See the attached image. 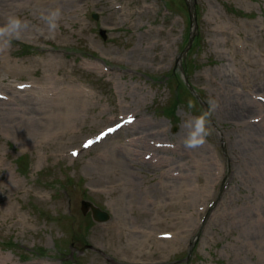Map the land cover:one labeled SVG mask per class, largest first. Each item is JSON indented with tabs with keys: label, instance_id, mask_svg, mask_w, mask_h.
Returning a JSON list of instances; mask_svg holds the SVG:
<instances>
[{
	"label": "rangeland",
	"instance_id": "rangeland-1",
	"mask_svg": "<svg viewBox=\"0 0 264 264\" xmlns=\"http://www.w3.org/2000/svg\"><path fill=\"white\" fill-rule=\"evenodd\" d=\"M14 1L5 8L0 0V264H264V222L255 214L264 217L262 167L250 162L264 145V125L248 134L232 121L234 102L252 99L253 86L263 93L264 0H190L193 23L182 0ZM190 33L199 42L182 57ZM58 94L76 108L63 136L42 134L37 122L13 124L28 112L49 118L56 103L42 97ZM123 106L143 123L82 149L131 115ZM138 134L173 147L165 152L152 141L144 149L130 142ZM144 151L177 166L192 154L215 158L211 196L179 199L169 186L183 178L167 181L176 164L157 166ZM131 153L145 165L129 168ZM84 200L110 220L95 222L89 208L84 215ZM117 220L127 224L125 234L110 229ZM133 226L147 243L127 245Z\"/></svg>",
	"mask_w": 264,
	"mask_h": 264
},
{
	"label": "bare ground",
	"instance_id": "bare-ground-1",
	"mask_svg": "<svg viewBox=\"0 0 264 264\" xmlns=\"http://www.w3.org/2000/svg\"><path fill=\"white\" fill-rule=\"evenodd\" d=\"M3 2L4 7L6 8L9 7V5H13V3H15L14 0H1ZM13 2V3H12ZM4 7L2 8L4 12H8L9 8L6 9V11L4 10ZM253 88H255V86H253L250 89V93L252 96V99H250L249 101H236L234 102L233 106H232V113L233 114V118L232 121L234 122V125L237 128L242 129L243 131H245L244 133H252L250 130L251 129H256L255 127H258V123H260L262 121V125H264V103L261 104L260 102H258L259 100L257 99L256 95L260 94L261 96H264V85L263 86H258V90L263 91V93H259V92H255L253 94ZM64 92H66V90H64ZM54 95V94H53ZM73 95V94H72ZM65 94H58L57 97L52 98L51 100H47L44 97H42V99L44 100V102H53L56 103V105L52 106V113L51 116L49 118L44 117L41 114L36 115L35 113L32 112H28L24 115L19 116V118L17 120L13 121V124L15 125H20L22 123H26V122H37L39 125H41V129L39 131L42 132V134H47V133H52V132H56V133H60L62 136L65 134V129L67 127L70 126L71 120L72 118L75 116L76 114V108H74V104H71L70 106H68L67 104L63 103H69V98L65 97ZM263 98V97H260ZM75 102V101H73ZM41 106V109L43 107H46V104H41L39 105ZM76 106V105H75ZM77 107V106H76ZM128 107V108H127ZM123 106L121 107L122 110H131L132 112H128L129 114H131V116L127 117V118H133V120L138 118V113L135 112L134 107H130V106ZM33 109V108H32ZM36 109V108H35ZM36 112V111H35ZM38 113V112H36ZM251 113H255L254 115H250ZM30 115V117H29ZM143 123V120H136L133 123L135 124H129L127 126H125L124 128L122 127L123 130H127L129 127H136L138 123ZM135 130V129H134ZM149 134V133H146ZM151 136L155 135V136H159L161 133L160 132H151L150 133ZM137 136H139V138H135L132 139L130 142L133 143H137L140 142L142 144V148L144 149H149V148H154V145H150L153 144L152 141H154V143L157 145V143H161L162 141H160L159 139H154L151 138L150 143L146 142L144 139H146V137H148L149 135H142V134H138ZM256 136V135H255ZM257 137H260L257 136ZM189 138V137H185ZM108 139H106L105 141H107ZM264 141V139H263ZM170 142V141H169ZM165 145H162L161 147H163V151L165 152H170V150L167 149V147H172L173 145L168 143V140L165 142H162ZM180 143V142H179ZM167 146V147H166ZM156 147V146H155ZM165 147V148H164ZM193 147V146H192ZM141 148V147H140ZM182 148L181 146H177L176 148L174 147V151H172L173 153L175 151L179 152L181 151ZM134 152H136L137 154V150H135ZM133 154V155H136ZM145 154V158H153L152 154L150 152H146L144 151L143 155ZM132 153L131 156H127L125 159L126 165H128L129 168H135V164L139 163L141 165H145V163H140L138 161H135V159L132 160ZM180 156H183V154H180ZM157 157V156H156ZM190 161L186 164H181L179 166L178 163L179 161L176 160H172V159H168V157H163V156H158L157 157V161H156V165L157 166H162L164 168V165L166 164H170V163H175L177 167L173 168V170H169V172H177L180 178H183V182L180 183L179 185H176L177 183L174 182V184L176 185L173 186H169L170 188L176 190V194L178 195L179 199L183 200V197H192V195H196L199 196L201 198L203 197H210L211 193L210 191H208L207 189L209 188V186H212L214 184L217 183L219 175L217 173V171H219V167L217 168V166L220 164L219 162L215 161V158H212L211 156H209L206 153L203 154H196V156L194 154L190 155ZM193 159V160H192ZM251 163L254 164V166H260L262 167V173H261V177H258V182L260 183L259 185H263L264 186V145L259 144L258 146H256V148L252 151V155H251V159H250ZM155 161H153L152 163H154ZM241 162H244L241 160ZM251 164V165H252ZM169 165H167L166 167H168ZM187 166V168H186ZM211 166L214 169V173L210 172L208 167ZM253 166V167H254ZM254 167V169H255ZM178 168V169H176ZM223 169V166H222ZM253 169V170H254ZM129 174V179H131V183L134 182L135 179V175H134V171H128L126 172V174ZM169 173V174H170ZM185 173V176L181 177L180 174ZM202 175L206 176V179L208 180V182L205 184H201L200 182V178L202 177ZM196 178V181L200 184L199 187H192V185H190V180H192V178ZM137 178V177H136ZM128 179V181L130 182V180ZM171 180H175V178L172 177H167V181H171ZM168 183V182H167ZM227 192V190H226ZM226 192H225V196H226ZM174 205V204H173ZM189 205V202H185L182 203V208L187 209ZM202 205V204H201ZM199 205V206H201ZM175 206V205H174ZM187 212L184 214L186 215ZM255 214L258 216V222L263 223L264 222V217L261 216L259 213H257V211L255 212ZM182 218H185L184 216ZM120 220H124V219H120ZM125 221V220H124ZM159 219H156V222H159ZM127 224L122 223L120 221H116L114 224H112L110 226V229H113V231L115 232H119V233H124L125 231H127L126 228ZM141 227L139 226H133L132 230L130 231V233L133 235V237L131 239H129L127 242V245L130 246H135V245H143L145 243H147L148 239L142 236H139L141 234ZM257 234V233H256ZM113 239V238H112ZM120 246L123 245V241L121 238H118V241ZM164 241H157L158 244L162 243ZM262 243V242H260ZM126 245V244H125ZM131 262V261H129Z\"/></svg>",
	"mask_w": 264,
	"mask_h": 264
},
{
	"label": "water",
	"instance_id": "water-1",
	"mask_svg": "<svg viewBox=\"0 0 264 264\" xmlns=\"http://www.w3.org/2000/svg\"><path fill=\"white\" fill-rule=\"evenodd\" d=\"M95 218L96 219H98V220H105V219H107L108 218V216L106 215V214H104V213H101V212H99V211H96L95 210Z\"/></svg>",
	"mask_w": 264,
	"mask_h": 264
},
{
	"label": "clouds",
	"instance_id": "clouds-1",
	"mask_svg": "<svg viewBox=\"0 0 264 264\" xmlns=\"http://www.w3.org/2000/svg\"><path fill=\"white\" fill-rule=\"evenodd\" d=\"M58 17H59V13L58 12L53 13V18L54 19H57ZM17 27H19V24L18 23H16V24L13 25V28H17ZM202 134L206 135L207 133H202ZM186 146L187 147H192L191 144H186Z\"/></svg>",
	"mask_w": 264,
	"mask_h": 264
}]
</instances>
